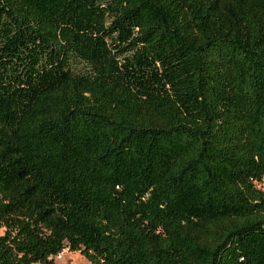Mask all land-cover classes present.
<instances>
[{
	"label": "trees",
	"instance_id": "16d2710c",
	"mask_svg": "<svg viewBox=\"0 0 264 264\" xmlns=\"http://www.w3.org/2000/svg\"><path fill=\"white\" fill-rule=\"evenodd\" d=\"M0 264H264V0H0Z\"/></svg>",
	"mask_w": 264,
	"mask_h": 264
},
{
	"label": "rangeland",
	"instance_id": "374dc122",
	"mask_svg": "<svg viewBox=\"0 0 264 264\" xmlns=\"http://www.w3.org/2000/svg\"><path fill=\"white\" fill-rule=\"evenodd\" d=\"M2 234V230H0ZM55 264H88L87 260L82 257L78 252H70L64 250L60 257H54Z\"/></svg>",
	"mask_w": 264,
	"mask_h": 264
},
{
	"label": "built area",
	"instance_id": "2783aa9c",
	"mask_svg": "<svg viewBox=\"0 0 264 264\" xmlns=\"http://www.w3.org/2000/svg\"><path fill=\"white\" fill-rule=\"evenodd\" d=\"M60 255H61V253H60V254H58L56 257H57V258H59V257H60Z\"/></svg>",
	"mask_w": 264,
	"mask_h": 264
}]
</instances>
